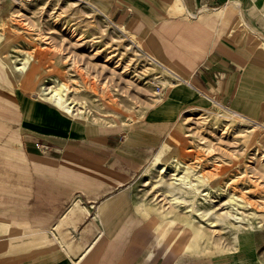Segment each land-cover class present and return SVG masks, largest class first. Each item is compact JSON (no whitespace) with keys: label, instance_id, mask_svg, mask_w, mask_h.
I'll use <instances>...</instances> for the list:
<instances>
[{"label":"crops","instance_id":"0c3cea01","mask_svg":"<svg viewBox=\"0 0 264 264\" xmlns=\"http://www.w3.org/2000/svg\"><path fill=\"white\" fill-rule=\"evenodd\" d=\"M83 1L135 33L171 85L122 133L22 88L0 104V264H132L149 239L132 182L181 115L218 103L264 125V0Z\"/></svg>","mask_w":264,"mask_h":264},{"label":"rangeland","instance_id":"374dc122","mask_svg":"<svg viewBox=\"0 0 264 264\" xmlns=\"http://www.w3.org/2000/svg\"><path fill=\"white\" fill-rule=\"evenodd\" d=\"M15 1L11 18L5 25L0 21V104L5 109L18 88L42 97L41 84L64 82L76 108L71 116L101 131L122 133L138 125L171 85L170 74L146 55L135 33L90 3ZM11 61L27 67L22 77L12 72ZM6 114L11 118V109ZM7 134L5 129V141ZM168 140L132 182L136 231L145 229L149 235L147 254L132 264H264V127L210 104L185 111L176 137ZM177 151L207 179L205 190L215 199L212 208L220 207L217 213L229 211L246 219L238 230L239 244L233 229L208 226L188 208L173 204L151 181L146 168ZM164 178L173 181L171 174ZM231 195L244 204L239 212L229 201ZM249 234L255 244L244 247L241 240Z\"/></svg>","mask_w":264,"mask_h":264},{"label":"bare ground","instance_id":"6f19581e","mask_svg":"<svg viewBox=\"0 0 264 264\" xmlns=\"http://www.w3.org/2000/svg\"><path fill=\"white\" fill-rule=\"evenodd\" d=\"M9 66L17 77H22L24 71L27 69L24 64L21 66H13L12 61ZM38 91L46 101L54 102L52 103L53 105L56 107L58 106L60 110L70 116L75 113V104H73V100L69 98L70 88L66 83L57 82L56 85L53 86L41 84ZM258 124L264 127L263 124ZM146 171L151 173L150 179L154 185L162 187V192L169 196L170 201L176 204L177 207L183 205L184 208H188L187 211L200 216L210 227L223 225L224 229L227 227L233 229L234 236L238 239V230L242 224L246 222V219L229 211L217 213L216 211H218L217 209L220 207H216L215 209L212 208V203L215 202V199L211 198L210 193L205 190L207 179L201 174L198 175L194 169L190 168L189 165L181 159L179 151L176 152L175 156H160L156 163L146 168ZM168 174H171L173 179L172 182H168L164 178V176ZM199 198L204 201H199ZM229 201L231 204L237 206L236 210H238V212V206L244 205L239 202L238 196L235 195H231ZM200 202L203 204L202 208L198 205ZM236 223H240V226Z\"/></svg>","mask_w":264,"mask_h":264},{"label":"water","instance_id":"95a60500","mask_svg":"<svg viewBox=\"0 0 264 264\" xmlns=\"http://www.w3.org/2000/svg\"><path fill=\"white\" fill-rule=\"evenodd\" d=\"M17 4L15 0H1L0 1V21L3 25L7 23V20L11 18L12 9Z\"/></svg>","mask_w":264,"mask_h":264},{"label":"built area","instance_id":"2783aa9c","mask_svg":"<svg viewBox=\"0 0 264 264\" xmlns=\"http://www.w3.org/2000/svg\"><path fill=\"white\" fill-rule=\"evenodd\" d=\"M218 104V103H217ZM218 105H220V104H218ZM221 106V105H220ZM44 149H47L48 148V146H46V145H43L42 146Z\"/></svg>","mask_w":264,"mask_h":264}]
</instances>
